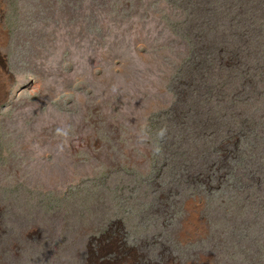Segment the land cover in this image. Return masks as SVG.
Masks as SVG:
<instances>
[{
	"label": "rangeland",
	"instance_id": "374dc122",
	"mask_svg": "<svg viewBox=\"0 0 264 264\" xmlns=\"http://www.w3.org/2000/svg\"><path fill=\"white\" fill-rule=\"evenodd\" d=\"M0 264H264V0H0Z\"/></svg>",
	"mask_w": 264,
	"mask_h": 264
}]
</instances>
